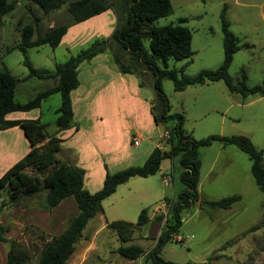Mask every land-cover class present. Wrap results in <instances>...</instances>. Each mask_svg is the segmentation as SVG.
Segmentation results:
<instances>
[{
    "label": "rangeland",
    "instance_id": "obj_1",
    "mask_svg": "<svg viewBox=\"0 0 264 264\" xmlns=\"http://www.w3.org/2000/svg\"><path fill=\"white\" fill-rule=\"evenodd\" d=\"M9 1L15 3V9L4 16L0 29V70L8 71L19 80L15 98L24 104L54 84L53 80L28 78L29 69L24 64L25 59H28L36 69L54 72L57 63H63L71 56L88 49L91 43L77 46L73 50L67 46L53 49L48 45L28 48L24 51L16 48L21 39V29L25 25L34 24V19L41 18L37 24V34H43L55 25L49 19L51 13L45 14L35 4L30 6L28 0ZM107 1L113 3L118 11L120 10L119 0ZM171 4V15L154 21L152 26L176 25L180 20L186 19L185 26L192 33L194 55L183 61L171 59L168 62L169 70H177L179 77L183 75L194 77L201 71H213L221 67L224 61L221 13L226 7L225 15L229 29L237 37L240 47L234 56L229 74L235 82H239L242 81V74L245 73L246 85L249 88L264 84V0H205V2L171 0ZM60 11L65 13L61 19L62 24H65L71 17L67 12V5H64ZM148 46L149 40H145V47ZM114 67L117 69L115 65ZM135 69L148 83L146 86L149 87L145 86V90L154 96L151 73L143 72V69L136 66ZM80 79L83 82L84 73ZM162 86L169 100L171 113L184 116V128L195 139L200 140L211 135H243L250 138L257 149L264 150V97L243 99L240 95L230 93L223 82L204 87L192 86L182 93L175 92L174 84L169 79H164ZM231 104L233 107L226 111ZM239 104H244V106H239ZM60 106L61 95L54 94L42 102L40 109L28 113L18 112L14 115H22L28 119L40 118L41 123L47 125L46 132L49 136H53L57 133L55 123ZM106 111L108 109H104V112ZM120 111L129 118L128 109L122 108ZM82 124L85 125V122ZM158 131L162 135L165 128L160 126ZM220 146L216 144L213 148L201 149V152L206 151L207 153L202 172V178L204 176L205 180L198 188L201 200L219 201L230 196H240L241 201L228 210L211 208L200 203L184 209L181 212L182 226L179 232L160 254L164 261L177 264H199L207 263L212 259L209 264H264V195L258 189L252 176V162L237 148L225 147L227 150H222L223 152L218 157L216 169L219 175L215 177L214 173H208V169L210 163L216 158L215 149ZM64 149L66 148L63 147L62 150ZM64 156V152L58 154L60 159H64ZM180 169L177 165L174 183H171L170 187L163 185L165 196L174 204L185 188L180 179ZM28 172L38 174L40 177L47 173L32 168L28 169ZM97 172L98 169L94 171L95 174ZM151 179L152 181L156 179V186L160 185V176ZM135 180L144 181L141 178ZM122 187L117 194H113L103 202L104 213L90 221L84 231V236H92L105 219L108 222L137 223L142 210L147 209L148 216L155 213L161 199L155 201L153 189L147 192L151 196L148 201L144 202L142 200L144 187L132 189L134 192L131 196L123 195ZM90 188L93 189L95 186L91 185ZM1 194H4L3 191ZM0 201V205L7 201L6 193L1 195ZM21 205L42 212L49 211L45 209L44 192L33 198L22 200L19 206ZM164 224L159 225V234ZM257 225H260V229L244 235ZM156 232V224L150 222L139 231L143 239L134 237L132 244L139 245L146 253H149L154 246L150 238H153ZM32 236L37 240L44 238L40 231L32 232ZM97 238L101 245L100 252L91 253L86 264H151L146 256L132 262L117 254L116 250L120 241L118 242L111 230H102ZM31 245L33 256L28 264H36L39 258V246L35 243Z\"/></svg>",
    "mask_w": 264,
    "mask_h": 264
},
{
    "label": "trees",
    "instance_id": "obj_2",
    "mask_svg": "<svg viewBox=\"0 0 264 264\" xmlns=\"http://www.w3.org/2000/svg\"><path fill=\"white\" fill-rule=\"evenodd\" d=\"M37 5L45 14L59 11L65 0H28ZM120 10L107 0H79L68 5V13L76 24L83 23L110 9L116 14L117 24L109 38L95 40L91 46L79 54L71 56L63 63H57L54 72L36 69L28 59L24 64L29 69L28 78L53 80V86L39 93L33 100L20 103L15 98V91L19 80L6 70H0V131L13 127H21L30 143L29 153L10 168L0 179V193L7 194V201L0 205V212L6 206L17 207L22 200L33 198L45 193L46 208L51 210L64 199L73 197L79 214L68 221L67 229L49 243L38 249L39 259L36 264H67L73 255L76 244L82 238L83 232L90 220L104 212L103 201L112 196L120 185L126 184L135 177L148 178L156 175L166 159H179L182 168L181 182L184 190L174 204L165 199L169 207L168 214L156 218V222L165 224L158 237L150 238L154 242L153 249L146 251L134 241L135 227H141L149 222L148 210L144 209L136 224L115 221L108 224L120 246L116 253L128 261H136L146 256L151 264H177L164 261L160 254L163 248L174 239L182 226L181 212L200 203L199 182L202 163L199 156L201 148L220 143L223 147L233 146L246 154L252 162V176L264 195V150L255 147L250 138L243 135L221 136L211 135L197 140L184 128L185 118L182 114H172L170 103L163 91L162 82L169 79L174 84L175 92H182L188 87L201 86L209 83L223 82L228 91L246 99L250 96L264 97V84L249 88L246 85L245 73L242 81L235 82L229 74L235 54L240 50L237 37L229 29L226 19V7L221 13L222 32L224 36V61L217 70H204L194 77H179L177 70H169L168 62L183 61L192 58V33L185 26L186 19L179 24L161 27L152 26L153 22L171 15V0H119ZM205 2V0H201ZM15 9V3L0 0V29L4 16ZM34 24L23 26L21 39L16 48L25 50L50 46L58 48L69 27L62 25L48 29L43 34H37L39 18ZM37 34V35H36ZM145 40L149 46L145 47ZM10 51V50H9ZM110 51L112 62L122 74H131L139 78L140 87L148 83L142 79V74L135 69L139 67L143 72H150L154 98L151 101V114L156 126H163L165 134L161 143L169 146V150L155 148L146 162L141 166H131L126 169L110 173L106 172L103 187L90 193L84 187L85 170L57 158L61 150L62 139L56 135L49 136L47 125L42 124L40 118L29 120H8L7 116L17 112H31L40 109L43 101L54 94L61 95V106L57 111L56 127L58 132L72 127L73 107L72 91L79 85L78 68L84 62H89L97 55ZM162 66V67H161ZM47 172L45 176L29 173L28 169ZM241 200L239 196H230L219 201H203L202 205L211 208L228 210ZM260 229V225L252 227L249 232ZM34 232L36 229H27ZM6 228L0 226V242L9 245L8 257L5 264H28L33 254L25 243L9 240L5 237ZM182 241V240H181ZM212 259L207 263L209 264ZM198 264V263H188Z\"/></svg>",
    "mask_w": 264,
    "mask_h": 264
},
{
    "label": "crops",
    "instance_id": "obj_3",
    "mask_svg": "<svg viewBox=\"0 0 264 264\" xmlns=\"http://www.w3.org/2000/svg\"><path fill=\"white\" fill-rule=\"evenodd\" d=\"M75 1L79 0H65V5L68 8V5ZM29 5L32 6L30 2ZM51 14L49 19L53 21L55 26L50 28L62 25L69 27L67 34L63 37L58 47L67 46L71 50L87 43L92 44L97 39L109 38L117 24L116 14L113 9L79 24H76L72 17L68 18V22L62 24L61 19L65 16V13H61L60 10ZM111 58L110 51H107L97 55L88 65H85L87 64L85 62L79 66L78 79L80 85L71 93L74 112L72 127L56 133V137L63 140L58 154L60 152L65 154L64 159H60L58 154L57 158L62 161H69L70 164L72 163V165L85 170L84 187L90 193H95L103 187L107 170L110 173H115L131 166H141L155 148L161 147L163 150H169L167 144L161 143L165 132L162 135L159 134L158 129L160 126L155 125L151 114V101L154 96L145 90L149 86L140 87L139 80L135 75L119 72L112 64ZM81 72L84 73L83 82L80 79ZM210 84L213 83L201 85L200 87ZM239 106H244V104H239ZM231 107H233L232 104L226 108V111ZM122 108L129 110V118L120 111ZM104 109H108V111L104 112ZM7 119L29 120L22 115H14V113L9 114ZM83 122H85V125L82 124ZM134 141H137L138 145H134ZM216 144L220 143H214L210 147L201 149L213 148ZM63 147L66 149L62 150ZM201 149L199 156L202 167L199 186L205 180L204 176L202 178V172L204 159L207 156L206 151L201 152ZM30 150V143L21 127L17 126L0 131V179L10 168L24 158ZM222 150L225 151L227 149L222 145L215 149L217 152L216 158L210 163L208 169V173H214L215 177L219 175L216 164L218 157L223 152ZM177 165L181 168L178 158L166 159L162 161L160 171L156 175L141 178L144 181L135 180L140 177L132 178L126 184L120 185L114 193L117 194L118 190L124 186L121 189L122 194L131 196L138 187H144L142 200L145 202L151 196L147 192H151V189L155 191L153 194L155 201L161 199V202L155 213L149 216L148 223L154 222L156 224L157 232L153 237L159 235V224L156 222V218L161 215L167 216L168 214L169 207L165 202V199L168 198L165 196L166 192L163 185L170 187L171 183H174ZM96 169H98L97 174L94 173ZM180 170L182 173V168ZM156 176L161 178L162 183L159 180V186L155 184L156 179L153 181L151 179ZM91 185L95 186V188L91 189ZM172 189H174V185H172ZM4 194L0 193V199L1 195ZM200 201L203 202L201 196ZM78 214L79 210L73 197L64 199L58 206L45 212L25 205L8 206L0 212V226L6 228L5 237L7 239L25 243L29 249H32L31 244L35 243L36 246H39L38 249L41 252L44 245L49 243L54 237L61 235L67 229L68 221ZM109 223L111 222L105 219L92 236L82 235L67 264H86L91 253H99L101 245L98 243L97 236L102 230L108 229ZM146 225L136 226L134 237L142 240L143 236L139 234V231ZM33 228L42 233L43 240H37L32 236L31 231L27 230ZM114 235L117 237L115 233ZM117 240L119 242L118 237ZM8 251L9 245L0 242V264L6 263Z\"/></svg>",
    "mask_w": 264,
    "mask_h": 264
},
{
    "label": "built area",
    "instance_id": "obj_4",
    "mask_svg": "<svg viewBox=\"0 0 264 264\" xmlns=\"http://www.w3.org/2000/svg\"><path fill=\"white\" fill-rule=\"evenodd\" d=\"M165 135L168 136V133H166ZM134 145H138V142H137V141H134ZM164 222H165V219L163 220V223H164ZM163 223H162V224H163ZM180 240H182V239H180Z\"/></svg>",
    "mask_w": 264,
    "mask_h": 264
}]
</instances>
